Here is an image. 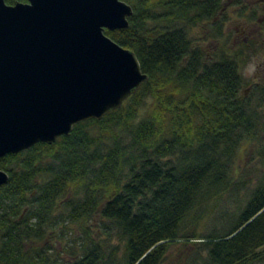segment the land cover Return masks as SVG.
Wrapping results in <instances>:
<instances>
[{"label":"trees","instance_id":"16d2710c","mask_svg":"<svg viewBox=\"0 0 264 264\" xmlns=\"http://www.w3.org/2000/svg\"><path fill=\"white\" fill-rule=\"evenodd\" d=\"M123 1L128 26L105 33L134 51L148 80L68 136L0 157V264H48L47 241L66 224L85 237L65 264L263 263L264 174L229 226L197 231L213 202L245 185L234 162L241 144L264 137V82L245 94L241 69L255 43H219L207 56L190 30L206 23L218 40L227 6L243 13L245 0ZM258 25L264 31V18ZM96 216L116 244L91 236Z\"/></svg>","mask_w":264,"mask_h":264},{"label":"water","instance_id":"95a60500","mask_svg":"<svg viewBox=\"0 0 264 264\" xmlns=\"http://www.w3.org/2000/svg\"><path fill=\"white\" fill-rule=\"evenodd\" d=\"M123 0H0V157L100 119L148 80L105 30L128 26ZM8 173L0 169V185Z\"/></svg>","mask_w":264,"mask_h":264},{"label":"rangeland","instance_id":"374dc122","mask_svg":"<svg viewBox=\"0 0 264 264\" xmlns=\"http://www.w3.org/2000/svg\"><path fill=\"white\" fill-rule=\"evenodd\" d=\"M246 10L243 13L238 11L235 6H227L226 17L223 21L222 36L218 40L208 36V26L206 23L198 24L190 30L193 43L203 48L207 56H211L212 49L219 43L224 47H234L243 41L255 43L256 51L242 66V74L248 81L244 87L245 94L251 92L254 83L264 82V31L260 29L259 21L264 18V0H245ZM253 13V14H252ZM253 100L255 96L251 94ZM254 101V102H255ZM261 117L264 119V105L259 108ZM264 148V137L260 143H243L234 162V171L237 181H243L244 187L240 188L238 197L233 193L225 194L218 202H213L206 216L202 219L198 234H207L213 230H222L229 226L233 213L236 212L239 203H242L248 189L252 187L258 178L264 174V157L259 151ZM67 227H59L55 230L51 238L47 241L50 246V258L48 264H65L73 260V255L78 253L80 245L84 240L85 234L76 224H66ZM91 236L96 240H107L111 244L117 241L113 237H108L103 233L101 218L96 216L90 223ZM181 243L177 242L171 248V252L179 254ZM189 244L184 252L191 250ZM260 264H264L260 263Z\"/></svg>","mask_w":264,"mask_h":264}]
</instances>
